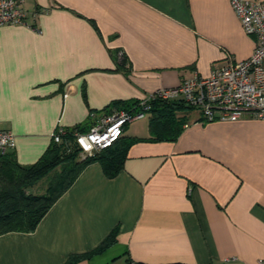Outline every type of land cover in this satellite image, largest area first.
Returning a JSON list of instances; mask_svg holds the SVG:
<instances>
[{
  "label": "crops",
  "instance_id": "crops-1",
  "mask_svg": "<svg viewBox=\"0 0 264 264\" xmlns=\"http://www.w3.org/2000/svg\"><path fill=\"white\" fill-rule=\"evenodd\" d=\"M264 3V0H255ZM29 25L0 26V130L24 167L58 129L87 132L94 114L141 109L216 63L247 60L231 0H25ZM149 103V109L150 105ZM187 123L152 141L150 110L114 178L90 164L34 232L0 236V264H259L264 260V121ZM66 145L74 143L68 139ZM34 192V191H33ZM37 192V191H36ZM35 193V192H34Z\"/></svg>",
  "mask_w": 264,
  "mask_h": 264
},
{
  "label": "built area",
  "instance_id": "built-area-1",
  "mask_svg": "<svg viewBox=\"0 0 264 264\" xmlns=\"http://www.w3.org/2000/svg\"><path fill=\"white\" fill-rule=\"evenodd\" d=\"M24 2L0 0V26L29 25ZM231 6L244 31L256 38L253 54L239 62L227 55V61L214 64L207 77L194 75L177 88L155 93L142 102L140 112L113 110L92 115L87 132H73V139L83 157H92L116 143L123 136L127 124L142 117L149 110V102L155 98L183 101L189 107L200 110L203 119L208 122H235L245 116L264 121V3L231 0ZM66 133V130L58 129L53 135L54 143L63 144ZM15 148L13 133L0 130V155L10 154ZM259 264H264V260H260Z\"/></svg>",
  "mask_w": 264,
  "mask_h": 264
},
{
  "label": "trees",
  "instance_id": "trees-1",
  "mask_svg": "<svg viewBox=\"0 0 264 264\" xmlns=\"http://www.w3.org/2000/svg\"><path fill=\"white\" fill-rule=\"evenodd\" d=\"M152 141H174L180 135L187 120L179 112L191 109L183 101L152 99ZM109 112V109L105 110ZM129 112H140L126 109ZM67 131L64 143L49 149L34 165L24 167L11 154L0 155V236L11 232H34L54 204L73 186L82 172L92 163H99L109 178L116 177L124 168L128 150L133 142L123 136L111 147L95 153L92 157L80 156L73 132ZM77 148L62 156L60 148ZM37 188L38 192L34 189ZM35 193H34V192ZM115 242L114 234L108 237L95 251L85 256H72L67 264H74L83 257L101 253Z\"/></svg>",
  "mask_w": 264,
  "mask_h": 264
},
{
  "label": "rangeland",
  "instance_id": "rangeland-1",
  "mask_svg": "<svg viewBox=\"0 0 264 264\" xmlns=\"http://www.w3.org/2000/svg\"><path fill=\"white\" fill-rule=\"evenodd\" d=\"M70 145H71V144H69L67 147H64L65 149L60 148V149H61V152H62V156H63V155H66V154H70V153H72V152L77 148L76 145H72V146H70ZM80 156L83 157L82 153H80ZM34 191H35V192H36V191L38 192V189L35 188Z\"/></svg>",
  "mask_w": 264,
  "mask_h": 264
}]
</instances>
